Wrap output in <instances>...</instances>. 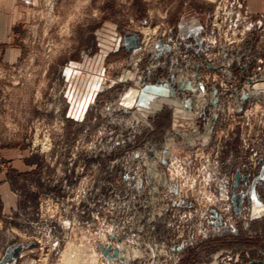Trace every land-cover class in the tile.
<instances>
[{
    "label": "rangeland",
    "instance_id": "rangeland-1",
    "mask_svg": "<svg viewBox=\"0 0 264 264\" xmlns=\"http://www.w3.org/2000/svg\"><path fill=\"white\" fill-rule=\"evenodd\" d=\"M263 168L264 11L0 0V264H264Z\"/></svg>",
    "mask_w": 264,
    "mask_h": 264
},
{
    "label": "water",
    "instance_id": "water-1",
    "mask_svg": "<svg viewBox=\"0 0 264 264\" xmlns=\"http://www.w3.org/2000/svg\"><path fill=\"white\" fill-rule=\"evenodd\" d=\"M124 42H125L126 47L134 46L138 42V36L135 35V34H132L129 37H126L124 39ZM186 87L189 88V84H187ZM181 88H183V85L182 84L179 86V89H181ZM146 91H152V92H157V93H161V92L162 93H166L167 92V89H165V88H163L161 86L146 85L145 87H143L141 89V91L139 93V99H138L139 101L145 98ZM215 92H216V89H214V93ZM171 93H174V91L172 90ZM262 172H264V168H263ZM233 178H234L235 184L241 178L246 179V177H241V174H240V172L238 170L234 173ZM253 180H256V177ZM236 199H237L236 198V195H233L232 196V203L235 206V211L238 212L239 208H238ZM19 249H20V245L19 244H17L13 248H11V250L8 252V254L3 258V261H9L10 259L16 257ZM114 252H116V250Z\"/></svg>",
    "mask_w": 264,
    "mask_h": 264
},
{
    "label": "crops",
    "instance_id": "crops-1",
    "mask_svg": "<svg viewBox=\"0 0 264 264\" xmlns=\"http://www.w3.org/2000/svg\"><path fill=\"white\" fill-rule=\"evenodd\" d=\"M245 3L247 4V6L249 7V9L253 12H260V11H264V0H244ZM197 14H195L193 17H189L188 20H185V35H186V40L187 43L190 44V42H194L195 44H197L198 42H200L198 35L202 32L201 26L203 23L201 16L202 14H200L201 16L195 17ZM32 170V169H30ZM21 173H18V175ZM1 179V177H0ZM3 180L1 179L0 183ZM5 181V180H4ZM3 188V184L0 185V196H2L1 198H4V193L2 191ZM18 197V196H17Z\"/></svg>",
    "mask_w": 264,
    "mask_h": 264
},
{
    "label": "bare ground",
    "instance_id": "bare-ground-1",
    "mask_svg": "<svg viewBox=\"0 0 264 264\" xmlns=\"http://www.w3.org/2000/svg\"><path fill=\"white\" fill-rule=\"evenodd\" d=\"M202 97V96H201ZM199 99H201V98H199ZM202 100V99H201ZM178 105V104H177Z\"/></svg>",
    "mask_w": 264,
    "mask_h": 264
}]
</instances>
